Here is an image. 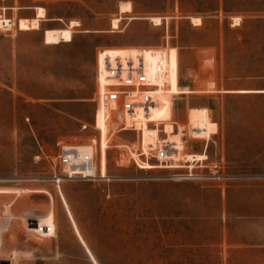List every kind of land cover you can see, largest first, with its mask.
Here are the masks:
<instances>
[{
	"label": "rangeland",
	"instance_id": "1",
	"mask_svg": "<svg viewBox=\"0 0 264 264\" xmlns=\"http://www.w3.org/2000/svg\"><path fill=\"white\" fill-rule=\"evenodd\" d=\"M35 6L46 17L20 29ZM0 7L16 21L0 27V264H264V89H248L264 85V0ZM73 19L69 41H46L47 29ZM164 47L173 120L189 125L187 151L209 157L139 167L121 157L122 144L138 147L137 133L111 129L99 104L98 52L142 51L153 62ZM209 121L218 123L211 138ZM71 144L95 145L100 166L103 151L106 177L58 183L57 155ZM190 170L203 175L183 176ZM45 225L55 231H39Z\"/></svg>",
	"mask_w": 264,
	"mask_h": 264
},
{
	"label": "built area",
	"instance_id": "2",
	"mask_svg": "<svg viewBox=\"0 0 264 264\" xmlns=\"http://www.w3.org/2000/svg\"><path fill=\"white\" fill-rule=\"evenodd\" d=\"M109 48V47H108ZM101 48L98 52V77L104 79V85L98 90L99 104L107 109L106 120L111 129L115 131H134L137 133L134 148L131 142L122 144L121 157L133 160L137 166L143 167L155 158L157 165L174 167L180 165L175 153L174 143L168 138L162 121L153 116V110L159 104L158 93L165 89L164 81L167 75L166 48L153 49L156 59L148 61L143 52L120 53V51ZM177 124V123H175ZM149 126L164 132L166 136L160 137L148 147L144 146V127ZM88 124H82L87 128ZM109 145V144H108ZM81 145H63L57 155L59 167L63 176L55 174L56 181L74 179H94L101 176L100 165L96 163L95 152L81 157L78 147ZM101 154V153H100ZM108 155V152H107ZM108 159V156H107ZM151 164V163H150ZM97 165L98 169L91 175L87 172L89 166ZM203 174L189 171L183 176H201ZM54 232L55 226H43L39 231Z\"/></svg>",
	"mask_w": 264,
	"mask_h": 264
},
{
	"label": "bare ground",
	"instance_id": "3",
	"mask_svg": "<svg viewBox=\"0 0 264 264\" xmlns=\"http://www.w3.org/2000/svg\"><path fill=\"white\" fill-rule=\"evenodd\" d=\"M5 8V7H4ZM36 15L32 18H19L17 24L20 29L28 30L33 28H38L40 21L43 17H46V8L43 6H35ZM233 19V24L238 25L242 22V16L239 14H235L231 16ZM156 23L162 22L161 16H152L151 17ZM192 22L195 24L202 23L201 15H193L191 16ZM120 21V18H115L113 20V26H117ZM16 24V21L13 18H9L3 14L0 7V27H8L11 28ZM80 22L76 19L71 20L68 28L62 29H47L46 31V41L48 43H61L62 41H69L72 37V29L79 25ZM159 96V104L153 110V116L155 119L162 121L164 126V130L168 138L174 143L175 148L172 150V153H175L178 159H182L186 162H189L190 165L194 164L196 160L204 161L208 159L207 152L199 153V152H188L186 140L188 139V129L189 125L183 122H178L173 120V96L170 92L160 91L158 93ZM177 123V124H175ZM177 126V127H176ZM160 130L146 126L144 127L142 138L144 142V146L148 147L150 144L155 143L160 138ZM206 131L208 137L212 133H216L218 131V124L216 121H209L206 126ZM206 138V139H210ZM72 145V144H71ZM81 153V157H85V155H91L95 152L96 148L93 144L81 145L78 147ZM160 166V165H159ZM193 166V165H192ZM164 167V166H163ZM97 165L89 166L87 169L88 173L93 175L97 170ZM101 176H105L106 166H105V157L104 152H101V166H100ZM68 206V204H67ZM69 208V207H68Z\"/></svg>",
	"mask_w": 264,
	"mask_h": 264
},
{
	"label": "crops",
	"instance_id": "4",
	"mask_svg": "<svg viewBox=\"0 0 264 264\" xmlns=\"http://www.w3.org/2000/svg\"><path fill=\"white\" fill-rule=\"evenodd\" d=\"M232 16V15H231ZM230 16V17H231ZM242 16V20H243V17H244V15H241ZM23 17L24 18H32L33 16H32V14H30V12L29 11H23ZM203 18V17H202ZM232 18V17H231ZM242 23V22H241ZM201 24V23H200ZM234 25V24H233ZM238 25H240V24H238ZM249 90H251V89H264V85H257L256 87H254V88H248ZM239 90H241V87L239 86ZM240 92V91H239ZM259 93V92H258ZM262 94H264V92H262ZM179 122V121H178ZM217 123V122H216ZM186 124H187V122H186ZM218 124V123H217ZM206 152V151H205ZM205 152H201V153H205ZM196 161H198V160H196ZM195 161V162H196Z\"/></svg>",
	"mask_w": 264,
	"mask_h": 264
}]
</instances>
